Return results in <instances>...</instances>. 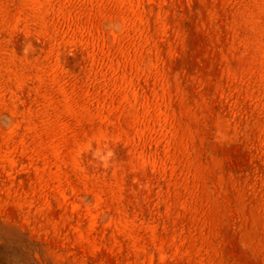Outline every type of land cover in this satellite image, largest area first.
Segmentation results:
<instances>
[{
	"label": "rangeland",
	"instance_id": "rangeland-1",
	"mask_svg": "<svg viewBox=\"0 0 264 264\" xmlns=\"http://www.w3.org/2000/svg\"><path fill=\"white\" fill-rule=\"evenodd\" d=\"M0 264H264V0H0Z\"/></svg>",
	"mask_w": 264,
	"mask_h": 264
}]
</instances>
